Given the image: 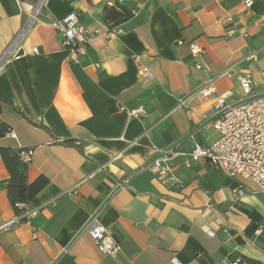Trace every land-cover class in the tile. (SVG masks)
<instances>
[{
  "label": "crops",
  "instance_id": "crops-1",
  "mask_svg": "<svg viewBox=\"0 0 264 264\" xmlns=\"http://www.w3.org/2000/svg\"><path fill=\"white\" fill-rule=\"evenodd\" d=\"M252 1L247 12L244 0H45L11 47L25 11L0 0V115L15 134L0 146L32 148L26 181L48 180L22 220L0 155V221L17 219L0 231V264H264V194L188 155L218 139L207 115L220 94L243 97L239 75L264 89V0ZM110 8L121 16L106 20ZM71 12L89 30L115 31L91 37L78 62L47 24ZM191 41L209 70L193 66ZM208 78L215 91L204 97ZM135 108L145 114L130 116ZM173 144L181 187L140 170L150 147ZM93 214L112 228L115 257L84 230Z\"/></svg>",
  "mask_w": 264,
  "mask_h": 264
},
{
  "label": "built area",
  "instance_id": "built-area-1",
  "mask_svg": "<svg viewBox=\"0 0 264 264\" xmlns=\"http://www.w3.org/2000/svg\"><path fill=\"white\" fill-rule=\"evenodd\" d=\"M45 0H20V6L25 11V21L21 29L16 34L11 47H15L19 39L35 23L39 21V15ZM28 8H25V5ZM252 0H244L246 11H250ZM264 19V15H263ZM57 30L61 35V44L69 52L70 59L78 62L85 54L89 40L96 35L111 38L115 35L113 29L88 28L80 25L77 13L71 12L62 19H53L47 23ZM181 43V41H179ZM193 66L200 70H209V64L204 60L205 49L198 43L191 41L188 43ZM239 87L243 93L241 99L228 100L231 93L220 94L209 111L207 117L212 127L218 132V139L210 145L194 144L188 153L192 160L204 159L213 167L230 177H241L252 180L258 190L264 194V89L260 93H254L258 86L249 73L241 74L237 77ZM215 91L213 78L205 80L200 94L209 96ZM130 116L139 117L145 114L142 108L128 110ZM5 127V129H3ZM7 136L15 137L10 127L6 126L0 115V141ZM74 145L79 146L81 141L74 140ZM18 159L23 164H29L32 160L33 149L18 147ZM150 158L148 162L140 168L150 172L158 179L169 181L176 187H181V181L174 175L171 160L179 154L176 144L165 148L150 147L148 150ZM128 178L124 179V183ZM233 192L241 194L240 188L232 189ZM24 211L20 214L22 220H28L37 209H27L26 204H20ZM17 219L0 221V231L15 224ZM97 248L104 254L115 257L121 246L113 235V230L109 226L101 224L96 214H93L85 225L84 229ZM174 264H181L175 257L172 258ZM54 264H58L56 260Z\"/></svg>",
  "mask_w": 264,
  "mask_h": 264
},
{
  "label": "trees",
  "instance_id": "trees-1",
  "mask_svg": "<svg viewBox=\"0 0 264 264\" xmlns=\"http://www.w3.org/2000/svg\"><path fill=\"white\" fill-rule=\"evenodd\" d=\"M121 16V13L110 8L105 11L106 20H114ZM3 102L0 99V103ZM5 129V127L3 128ZM74 141H63L62 144H73ZM0 155L6 170L9 174V179L6 184V195L8 201L16 215H20L24 208L20 204H27L29 200L37 194L46 184L48 180L40 176L32 183L26 181V164H23L18 159L16 149L0 146Z\"/></svg>",
  "mask_w": 264,
  "mask_h": 264
},
{
  "label": "rangeland",
  "instance_id": "rangeland-1",
  "mask_svg": "<svg viewBox=\"0 0 264 264\" xmlns=\"http://www.w3.org/2000/svg\"><path fill=\"white\" fill-rule=\"evenodd\" d=\"M235 93H238V92H240V88L238 87V86H236V88H235V91H234Z\"/></svg>",
  "mask_w": 264,
  "mask_h": 264
},
{
  "label": "water",
  "instance_id": "water-1",
  "mask_svg": "<svg viewBox=\"0 0 264 264\" xmlns=\"http://www.w3.org/2000/svg\"><path fill=\"white\" fill-rule=\"evenodd\" d=\"M18 54H21V51H19V53Z\"/></svg>",
  "mask_w": 264,
  "mask_h": 264
}]
</instances>
